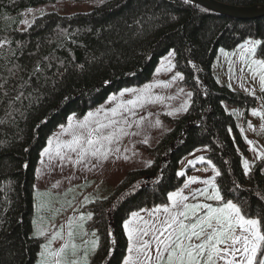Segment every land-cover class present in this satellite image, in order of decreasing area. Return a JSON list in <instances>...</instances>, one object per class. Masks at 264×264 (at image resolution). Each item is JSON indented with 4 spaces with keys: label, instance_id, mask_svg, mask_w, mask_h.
<instances>
[{
    "label": "trees",
    "instance_id": "16d2710c",
    "mask_svg": "<svg viewBox=\"0 0 264 264\" xmlns=\"http://www.w3.org/2000/svg\"><path fill=\"white\" fill-rule=\"evenodd\" d=\"M68 1L94 6L86 13L48 12L30 27L20 26L29 10ZM217 1L264 6V0ZM249 38L262 42L256 56L264 59V18H231L183 0H0V41H10L0 48V83L7 81L0 90V264L38 261L44 238L33 235L36 167L56 128L110 92L147 81L171 50L191 90L190 106L169 118L171 128L148 150L151 163L128 172L107 198L85 206L92 213L86 224L98 233L89 264H123L124 221L134 211L166 203L199 165H208V175L214 176L213 165L220 171L216 183L226 199L264 217V161L244 174L250 147L225 108L238 106L249 116L258 98L221 85L214 72L221 49L233 50ZM37 62L43 68L38 78L31 76ZM14 65L20 68L13 76L8 70ZM199 154L205 162L192 160ZM181 171L184 176L177 175Z\"/></svg>",
    "mask_w": 264,
    "mask_h": 264
},
{
    "label": "snow or ice",
    "instance_id": "6c2138e0",
    "mask_svg": "<svg viewBox=\"0 0 264 264\" xmlns=\"http://www.w3.org/2000/svg\"><path fill=\"white\" fill-rule=\"evenodd\" d=\"M193 0H183L184 4H191ZM31 11V10H29ZM43 14V13H41ZM30 27L29 21H23ZM10 41H0V48ZM260 40H248L239 47L243 50L240 54L241 61L247 65L253 79L259 77L261 91L264 92V59H253L256 55L257 46L261 45ZM221 52H224L221 49ZM227 55V53H224ZM175 52L170 51L164 57L162 66L165 70L171 71L175 65L172 63V57ZM51 67V65H48ZM82 67V66H81ZM19 65H14L9 69L11 75H15L19 70ZM161 71L157 69V74ZM43 74V68L39 62L34 67L31 76L37 78ZM30 76V79H31ZM183 79L179 72L172 78ZM0 83V90L4 89V84ZM29 81H25L28 84ZM154 86H168L167 82H158L157 84L145 85L142 89H124L120 96L125 93H138L137 100L126 102L133 107L141 104ZM181 91H183L181 89ZM247 91V90H246ZM254 95V93H252ZM7 96V92H4ZM23 94L20 93L15 100H20ZM189 97L191 93L187 94ZM152 99V97H147ZM115 100L116 97H110ZM155 100L163 99L155 97ZM120 108L130 111L125 104H119L110 111L111 116L119 114ZM187 111V102L181 105L180 109L175 111ZM103 108L95 112H89L82 120L75 119V114L68 117V126L61 125L64 132L71 131L72 139L70 141H61L59 136L50 138L49 147L41 152V157L48 156L51 163L55 157L61 162L67 160L75 164L82 163L88 156L107 158L112 149L109 147L126 135L123 124L126 120L117 121L111 119L107 112L104 120L97 119ZM169 112L168 115H172ZM134 115V113H133ZM253 116H259L264 120V112L252 109ZM143 119V118H141ZM159 124V121L156 122ZM119 125V126H118ZM131 126V125H129ZM251 127V124L249 125ZM111 129V131H105ZM55 143V149L52 145ZM251 145L253 142L248 141ZM67 149L68 151H64ZM119 151V149H116ZM252 151H256L254 148ZM68 152L76 153V160L72 161ZM257 159L264 161V152L257 155ZM200 162L204 157H199ZM43 163V160L41 161ZM191 163V162H190ZM208 164L212 162L207 161ZM244 174L249 175L251 165L247 160L242 161ZM214 176L200 180L199 177H189L184 183V188L190 184L201 183L202 188H197L184 194L183 189L167 194V200L170 203L156 205L151 209H140L131 213L130 218L126 219L123 228L128 238L127 255L123 258V264H264V217L258 213L252 216L246 212L239 204L231 199H226L222 195L221 188L216 183V177L220 176V171L213 165ZM184 176L183 171L177 173ZM57 185H53L56 187ZM191 197V201H190ZM203 198L201 200L200 198ZM208 201L216 202L215 204ZM69 206L71 203L69 202ZM146 213L147 215H141ZM92 213L87 215L80 214L79 219L75 216L69 217L67 222V239L63 236V225L59 230L53 231L51 238L46 237V243L41 245L40 260L38 264H89L88 248L84 249L83 255H79V245L74 243L77 231L80 236H87L88 232L84 230V221L90 220ZM39 236H45L42 229L37 230ZM95 236V232L91 233ZM62 240L64 243L56 249L51 247L55 240ZM85 245L91 244V248L97 247L98 238L91 242L83 241Z\"/></svg>",
    "mask_w": 264,
    "mask_h": 264
},
{
    "label": "rangeland",
    "instance_id": "374dc122",
    "mask_svg": "<svg viewBox=\"0 0 264 264\" xmlns=\"http://www.w3.org/2000/svg\"><path fill=\"white\" fill-rule=\"evenodd\" d=\"M93 6L94 3H73L70 1L56 5L48 4L38 6L31 9V11H28L27 14L23 16L20 26L25 29L28 27V24H25L23 21H29L31 24L37 17L48 12H57L63 15L86 13L89 12ZM248 40L258 39L249 38L246 41ZM239 48L240 47L238 46L236 51H233L232 54L235 55L239 51ZM223 50L224 52H221L220 50V54L214 64V72L216 68L215 65H217L216 72L218 74L220 84L228 86L233 90H247L246 92L251 94L254 93V96L258 98V105L254 109L264 112V101L261 97L262 91L259 90L261 89L259 77L257 76L253 79L247 65L243 62L240 64V58L236 59L235 55L233 60H229L230 58L227 55H224V53L229 54L228 52L230 50ZM164 57L160 59L158 65L151 74V77L147 81L140 83L133 81L132 84L124 85L123 87L110 92L99 104L90 107L83 115L79 116L75 113L70 115L73 116V114H75V119L73 121V123H75L77 120H82L89 112H95L97 109H101L102 107L103 111H101L99 116L96 117L97 119L104 120L105 113L107 112L111 119L117 121L126 120L128 122L127 124L122 125L127 134L120 136L119 139L114 141V143L109 146L112 151L109 152L106 159L102 157L88 156L80 164H75L67 160L61 162L55 157V153L53 151L54 159L50 163L48 156L41 157L40 155L36 167L33 235L39 236L37 230H44L45 236H42L44 238V243L47 242L46 237L50 239L52 232L59 230L60 225H63V236L66 240L68 230L67 222L69 217L75 216L78 220L80 214L87 215L89 212L85 209L86 205L98 199L107 198L114 191L116 185L124 179L128 172L146 167L149 163H151L152 157L150 156L148 150L150 147H154L155 144L171 128L169 118L180 117L183 115L185 111L175 110L180 109L181 105L185 104V102H187V109L190 106L192 96L190 88L184 85L182 80L178 77L175 80L172 79L179 71L175 67L171 71L165 70L162 66ZM171 59L172 63L175 65V55ZM253 59L259 58L255 55ZM158 68H160L161 71L157 74ZM158 82H167L168 86H154L148 93L145 94V99L141 102V104H138L135 107L126 104V102L129 100H137L138 93H125L123 96H120V92L126 88L142 89L145 85H155ZM246 87H253V89ZM181 89L183 91H181ZM188 93H191L190 97L187 95ZM113 96H115L116 99L110 100L109 98ZM157 96L162 97L163 99L155 100L154 98ZM147 97H152V99H148ZM119 104H125V107L130 109V111H125L124 108H120L118 115L114 117L111 116V113L108 110L117 107ZM225 108L228 113L235 116L246 142H253L251 145L248 143V145L250 149L254 148L256 151L254 152L251 150L250 155L248 154L247 156H243L244 160L249 162L252 169L254 162L261 161L260 159H257V155L264 152V120H262L259 116H253L252 110L248 116L246 115L245 110L241 107L225 103ZM169 112H172L173 114L168 115ZM157 121H159V124L156 123ZM250 124L251 127H249ZM62 125L67 128L68 119L66 123ZM256 127L262 128L256 131ZM105 131H111V129H107ZM57 136H59L61 141H70L72 139L71 131L64 132V130L61 129V125L56 128L50 138H55ZM48 147L49 144L47 143L45 148ZM52 148L53 150L55 149V143L52 145ZM116 149H119V151ZM64 151L67 152L68 150L65 149ZM68 155L71 156L72 161H75L77 158L76 153L68 152ZM199 157L204 156L199 154L192 160L199 161ZM42 160L43 163H41ZM204 160H206L205 157ZM204 165L208 167L207 164ZM205 166L199 165L195 169H193V166V170L187 172L185 182L188 181L189 177H199L200 180L212 177V173L208 175V171ZM184 183L179 189H183L184 194L186 195L189 194L190 191L204 186L197 182L190 184L188 188H184ZM53 185L57 186L53 187ZM200 199L203 200L202 197ZM69 202L71 203V206H69ZM208 202L213 204L216 203L213 201ZM166 203L170 202L167 201ZM153 207L154 206L145 207L143 209H151ZM141 215L146 216L147 214L141 213ZM87 221L88 220L84 221V230L88 232V235L80 236L77 231L74 243L80 246L79 255L81 256L83 255L84 249L88 248V261H90L98 247V243L97 247L92 249L90 243L85 245L83 241L87 240L91 242L92 240L97 239L98 233L96 230H92L87 226ZM93 232H95V236L91 235ZM63 243L64 241L57 239L52 243L51 247L56 249ZM39 260L40 255L38 261ZM38 261L36 264H38Z\"/></svg>",
    "mask_w": 264,
    "mask_h": 264
},
{
    "label": "water",
    "instance_id": "95a60500",
    "mask_svg": "<svg viewBox=\"0 0 264 264\" xmlns=\"http://www.w3.org/2000/svg\"><path fill=\"white\" fill-rule=\"evenodd\" d=\"M215 13L241 20H254L264 18V6L261 7H236L221 3L217 0H193Z\"/></svg>",
    "mask_w": 264,
    "mask_h": 264
},
{
    "label": "crops",
    "instance_id": "0c3cea01",
    "mask_svg": "<svg viewBox=\"0 0 264 264\" xmlns=\"http://www.w3.org/2000/svg\"><path fill=\"white\" fill-rule=\"evenodd\" d=\"M236 49L237 48H235V49H233V50H230L228 53L229 54H227V56L230 58L229 60H233V58L235 57V55H236V59L237 58H240V54H241V52L243 51L241 48H239V51L234 55V54H232L233 53V51H236ZM219 54H220V51H219V53H218V56H219ZM225 55V54H224ZM217 56V57H218ZM217 59V58H216ZM242 63V61H240V64ZM216 66V68H217V65H215ZM216 68H215V75H216V77H217V79H218V81H219V78H218V74H217V72H216ZM246 88H249V89H253V87H246ZM259 90H261V89H259ZM261 92V91H260ZM262 127H256L255 128V130L257 131L258 129H261ZM251 154V149H250V153H249V155ZM68 231V230H67Z\"/></svg>",
    "mask_w": 264,
    "mask_h": 264
}]
</instances>
